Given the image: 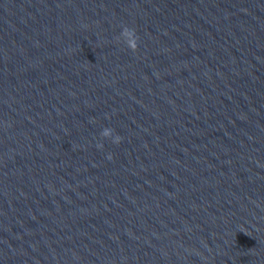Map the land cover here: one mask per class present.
<instances>
[{"label": "water", "instance_id": "obj_1", "mask_svg": "<svg viewBox=\"0 0 264 264\" xmlns=\"http://www.w3.org/2000/svg\"><path fill=\"white\" fill-rule=\"evenodd\" d=\"M0 264H264V0H0Z\"/></svg>", "mask_w": 264, "mask_h": 264}, {"label": "clouds", "instance_id": "obj_2", "mask_svg": "<svg viewBox=\"0 0 264 264\" xmlns=\"http://www.w3.org/2000/svg\"><path fill=\"white\" fill-rule=\"evenodd\" d=\"M121 38L123 40V43L126 44V46L133 52L138 49L139 37L137 36L135 29L125 26L121 31L120 36L117 37V40L119 41ZM113 131V129L105 127L101 132V136L104 138H110L114 144H119L122 140V137L118 134L113 136ZM97 148L102 149L103 144H97ZM108 159H112L111 154L108 155Z\"/></svg>", "mask_w": 264, "mask_h": 264}]
</instances>
